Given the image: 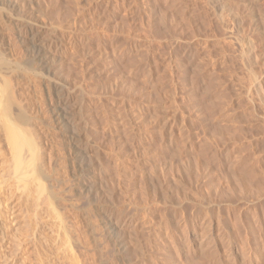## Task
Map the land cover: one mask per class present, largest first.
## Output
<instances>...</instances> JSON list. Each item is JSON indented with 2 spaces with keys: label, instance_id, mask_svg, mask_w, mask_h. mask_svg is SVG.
<instances>
[{
  "label": "rangeland",
  "instance_id": "374dc122",
  "mask_svg": "<svg viewBox=\"0 0 264 264\" xmlns=\"http://www.w3.org/2000/svg\"><path fill=\"white\" fill-rule=\"evenodd\" d=\"M0 123V264H264V0H0Z\"/></svg>",
  "mask_w": 264,
  "mask_h": 264
},
{
  "label": "bare ground",
  "instance_id": "6f19581e",
  "mask_svg": "<svg viewBox=\"0 0 264 264\" xmlns=\"http://www.w3.org/2000/svg\"><path fill=\"white\" fill-rule=\"evenodd\" d=\"M7 98H9V97H7ZM8 101V100H7ZM44 102V101H43ZM76 103V102H75ZM42 104V103H41ZM73 104V103H72ZM74 105V104H73ZM73 105H69V108H70V106H73ZM66 106V105H65ZM47 106H45L44 104H42L41 105V111H42V109H44V111L46 112V110H45V108H46ZM64 106H62V108H63ZM7 108V107H6ZM5 108V109H6ZM49 108V107H48ZM71 108H73V107H71ZM70 108V109H71ZM56 109H58V107L56 108ZM55 108H54V111H56L57 112V110H56ZM64 109H66V107H64ZM53 110V109H52ZM60 111H61V109H59ZM67 110V109H66ZM66 110H64V111H66ZM72 110V109H71ZM74 110V109H73ZM49 111V110H48ZM68 112H69V110H68ZM4 114H6V116H7V113L4 111ZM20 114V113H19ZM24 114V113H23ZM48 114H49V112H48ZM47 114V117L49 118V116H50V114L48 115ZM62 114H63V109H62ZM70 114V113H69ZM71 114H72V112H71ZM70 114V115H71ZM45 115V114H44ZM60 115H61V113H60ZM65 115V114H64ZM4 117H5V115H4ZM8 117V116H7ZM6 117V120H4L3 122H2V131L1 132H3L2 134H3V136L5 137V141H6V145H7V147L9 148V153L8 154H10V158L8 159V156L6 155V153H5V155H6V158L4 157L5 155H4V153H3V148L5 149V147L3 146V143L1 142L2 140H0V143H2V145H0L1 147H3V148H1L0 150V153H2L3 155H1V156H3L4 157V159L5 160H7L6 162L8 163V164H10L11 162V171H10V174L8 175L7 174V176H10V179H14L15 181H14V183L15 182H17L18 184H15L16 186H17V188L19 189V187L21 188V182H25V186H26V184L28 183L27 182V179L28 178H30V175L29 174H31V177H33L34 178V175H35V172H36V167H37V165H36V160H37V158H36V153H37V151H36V145H37V142H38V140L34 137L33 139H35V140H31V139H29L27 136H25V134L27 133H21V131H24L23 129L22 130H19L18 131V129H21V128H17L16 126H14L13 124L14 123H12V120L10 119V118H7ZM10 117V116H9ZM19 117V116H18ZM47 117H45L46 119H47ZM55 117V120L57 121V120H59L60 119V117L61 116H59V113L57 112L55 115H53L52 116V119ZM64 117L65 116H63L62 118L64 119ZM23 118V117H22ZM67 118V117H66ZM2 119V118H1ZM5 119V118H4ZM50 119H51V117H50ZM52 119H51V122H52ZM62 119V121L64 122V120L66 121V119H64L63 120ZM11 120V121H10ZM15 120V119H14ZM48 120V119H47ZM2 121V120H1ZM49 121V123L51 124V122H50V120H48ZM59 121H61V120H59ZM58 121V123L60 124V122ZM14 122V121H13ZM17 121H15V123H16ZM69 122V121H68ZM76 122V121H75ZM122 122V121H121ZM18 123V122H17ZM25 123V122H24ZM66 123H67V121H66ZM49 124V125H50ZM54 124V123H53ZM57 124V123H56ZM125 124V123H124ZM0 125H1V123H0ZM62 125V124H61ZM68 124H66V126H67ZM29 126H30V124H29ZM52 126V125H51ZM65 126V125H64ZM65 126V127H66ZM34 127V126H33ZM70 127V126H69ZM16 128V129H15ZM30 128H31V126H30ZM51 129V128H50ZM74 129V128H73ZM79 129V128H78ZM1 130V129H0ZM34 130V129H33ZM33 130H31V131H33ZM76 130V129H75ZM80 130V129H79ZM26 131H28V129H26ZM35 131V130H34ZM29 133V132H28ZM29 134H31V132L29 133ZM94 134V133H93ZM1 135V134H0ZM2 136V135H1ZM29 136V135H28ZM31 136V135H30ZM36 136V135H35ZM3 137V138H4ZM32 137V136H31ZM37 137V136H36ZM67 137V136H66ZM1 139V138H0ZM4 141V142H5ZM37 141V142H36ZM5 144V143H4ZM36 144V145H35ZM38 147V146H37ZM26 148V149H25ZM25 150H28V152H25ZM5 151V150H4ZM2 157V158H3ZM9 160L11 161L10 163H9ZM3 161V160H2ZM6 164V163H5ZM9 166V165H8ZM9 169V168H8ZM7 171H9V170H7ZM9 173V172H8ZM3 176V175H2ZM5 176V175H4ZM4 176H3V178H4ZM6 176V177H7ZM3 178H2V180H3ZM9 179V180H10ZM32 179V178H31ZM29 180V181H32V180ZM6 180V179H5ZM4 181V180H3ZM12 181V180H11ZM4 183V182H3ZM10 183V182H9ZM13 183V182H12ZM30 183V182H29ZM37 183H38V181H37ZM21 184V185H20ZM2 185V184H1ZM12 185V184H11ZM11 185H10V187H11ZM20 185V186H19ZM30 185V184H29ZM95 185H96V183H95ZM9 186V185H8ZM14 186V185H13ZM19 186V187H18ZM6 187V186H5ZM23 188H25V189H27L28 188V186H26V187H24V186H22ZM40 187H41V185H40ZM3 188V187H2ZM2 188L0 187V189L2 190ZM12 190V189H11ZM11 190H10V192H11ZM44 190V189H43ZM5 192V191H4ZM13 192V191H12ZM11 192V193H12ZM3 193V192H2ZM1 193V194H2ZM3 194H5V193H3ZM7 194V193H6ZM10 194V193H9ZM204 228V227H203ZM204 231V230H203ZM206 232H202L203 233V236H202V239H200V242L198 241V243H199V245H200V248L203 250L204 248H210V247H212V244L213 243H211V241H210V238H209V234L210 233H208V231L207 230H205ZM201 233V232H200ZM205 234V235H204ZM171 236V235H170ZM211 239H212V237H211ZM212 241H213V239H212ZM215 243V242H214ZM198 245V244H197ZM205 249V250H206ZM200 250V249H199ZM204 250V251H205ZM211 250V249H210ZM201 251V250H200ZM207 251V250H206ZM202 252V251H201Z\"/></svg>",
  "mask_w": 264,
  "mask_h": 264
}]
</instances>
